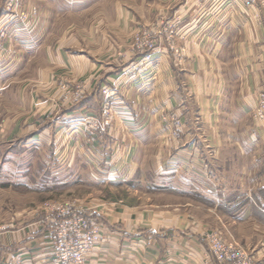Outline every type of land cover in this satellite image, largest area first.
<instances>
[{
    "label": "crops",
    "instance_id": "crops-1",
    "mask_svg": "<svg viewBox=\"0 0 264 264\" xmlns=\"http://www.w3.org/2000/svg\"><path fill=\"white\" fill-rule=\"evenodd\" d=\"M89 1L0 0L3 105H26V65L37 63L38 53L46 62L38 78L42 86L53 76L48 67L56 72L70 67L73 78L85 83L82 101L66 109V122L52 120L51 131L33 140L58 144L66 132L65 140L71 138L70 145L76 146L70 159L80 160L77 154H87L90 136L75 116L100 118L106 90L118 93L124 115L96 135V154H110L114 163L127 162L132 191L184 201L148 206L150 210L138 212L134 220L137 208L125 206L124 216L108 219L109 225L117 226L109 237L116 247L118 242L112 264H203L211 259L205 237L213 231H223L220 235L228 240L233 237L256 264H264V120L255 117L264 94V0H256L251 7L242 5L243 0H178L175 10L166 14L179 17L182 25L185 38L179 44L189 51L180 64L165 43L161 53L143 63L128 51L127 35L143 22L137 10L116 5L114 12L102 13L82 27L72 21L62 28L60 18L86 16ZM202 2L212 8L205 28L196 19V6ZM34 8L36 15H32ZM38 9L43 19L40 26ZM55 27L62 36L38 41L40 30L54 34ZM72 33L81 38L67 39ZM38 92L43 96L42 88ZM71 116L78 123H68ZM177 118L178 131L173 123ZM40 122L42 130L45 121ZM12 124L2 125L3 136L10 133ZM26 126L17 128L25 131L10 135L33 130ZM120 143L129 150L127 158L120 152ZM116 169L115 175L120 172ZM197 209L209 217L191 214ZM105 222L101 219L102 232L108 231ZM37 226L10 229L2 235L1 249L8 261L10 253L17 251L24 264H52L53 251L45 249L49 241L39 235ZM37 233L47 242L39 254L38 241L30 244ZM141 240L146 241L144 250ZM127 242L131 248L123 244ZM106 258L96 250L88 264H106Z\"/></svg>",
    "mask_w": 264,
    "mask_h": 264
},
{
    "label": "rangeland",
    "instance_id": "rangeland-1",
    "mask_svg": "<svg viewBox=\"0 0 264 264\" xmlns=\"http://www.w3.org/2000/svg\"><path fill=\"white\" fill-rule=\"evenodd\" d=\"M171 1L170 7L168 0H90L89 5L85 4L87 5L86 9H90L85 13L86 16L75 14L69 18V21L68 18H60L59 21L62 28L72 21L74 25L82 27L88 20L101 18L102 13L114 12L116 5L129 11L137 10L141 14L143 22H139L136 29L127 35L128 51L141 57V63H143L149 61L157 53H161L162 45L165 43L174 61L180 64V61L188 55L189 50L185 45L180 46L179 44L185 38L179 17H169L166 14L167 11L173 12L178 3V0ZM173 1L176 2L173 3ZM256 2V0H243L242 5L251 7ZM209 4L202 2L196 6L198 10L196 19L199 21V26H204L203 28L210 24L208 20L212 8L209 7ZM59 5L61 8V2ZM146 12L149 14L146 15ZM36 13L34 8L32 15H36ZM148 15L152 18H148ZM205 17L208 19L207 22H205ZM42 22L43 19L38 9V26ZM52 34V30L45 33L40 30L38 41L41 39L42 42L44 40L48 42L53 37L58 38L62 36V31L57 28V32ZM74 37L81 38L79 34L72 33L68 35L67 39ZM121 57L123 56L121 55ZM45 63L44 57L42 59L38 53L37 63L34 61L26 65L25 82L28 98L24 107L13 102L9 107H5L3 105L5 100L3 102L0 99V264H24L22 255L20 257L17 251L10 253L8 261L7 254L3 253L5 251L1 249V238L10 229H25L34 225H38L39 235L42 234L49 241V246L45 249L53 251L52 264H88L90 255L96 250L107 256L106 264H112L114 262L113 252L118 250V242L116 247L114 238L109 237L116 232L114 228L117 226L109 225L108 219L124 216V211L127 210L125 206L131 209L137 208L133 214L134 220L138 212L150 210L154 204L161 205L170 202L171 205H178L182 204L184 200L169 195L166 197L149 194L141 189L132 191L130 186L133 185V179H130L127 162L114 163L113 156L110 154H96L98 147L95 137L99 131L86 124L85 120L89 116H75L78 121L80 120L79 123L72 116L68 119L70 124L78 123L81 126V123H84L85 131L90 136L91 146L87 147V154H77L80 160L70 159L76 146L70 145L71 138L70 142L65 140L66 132L63 140L61 139L58 144H52L49 141L38 142V140L35 142L34 138L38 139V136L44 132L46 134L47 130L51 131L52 120L66 122L63 119L66 117V109L79 104L86 92L84 81L74 79L70 67L66 65L59 72H56L54 67H48L53 76L49 83H43L42 86L38 78L46 70ZM41 88L43 96L38 95V89ZM117 95L116 91L109 89L104 94V112L98 118L103 122L102 128L109 125L104 122L111 123L115 118L124 115L123 109L119 108L123 106L124 102L117 98ZM259 99L256 118H258L260 105L264 102V94ZM42 120L45 121L43 124L45 128L41 130L38 121L41 123ZM173 121L178 131L180 120L177 118ZM6 122L13 123L9 130L10 133L22 132L24 125H28L26 130L29 127L33 130L15 137L9 133L6 138L1 130L2 125ZM14 124L15 126L19 125L15 127ZM19 126L23 128L17 129ZM78 130L82 134V129ZM83 133L85 134L84 131ZM8 137H11L10 141L7 140ZM120 152L124 154V158L129 155V150L125 149L121 143ZM97 155L99 161L95 160ZM89 157L90 161H88ZM116 167V171L120 172L115 175L113 170ZM145 179L143 178V181H146ZM191 211V214L196 213L204 218L209 217L205 216L208 213L204 210ZM188 212L190 213V211ZM101 219L106 221L107 232H102L104 225L101 224ZM224 228L222 227L220 230ZM213 232L222 234L223 231ZM39 235L37 239L32 238L30 241V244L38 241V254L43 249L42 243H47L42 242ZM228 239L226 238L227 241L239 245L252 255L239 241L233 237ZM141 241L140 246L144 250L146 241ZM206 242L209 248V242L207 240ZM123 244L129 245L128 242ZM31 248L34 251V246L31 245ZM211 262H213V258L208 257L203 264H211ZM212 264H217V262Z\"/></svg>",
    "mask_w": 264,
    "mask_h": 264
},
{
    "label": "built area",
    "instance_id": "built-area-1",
    "mask_svg": "<svg viewBox=\"0 0 264 264\" xmlns=\"http://www.w3.org/2000/svg\"><path fill=\"white\" fill-rule=\"evenodd\" d=\"M257 119L264 120V102L260 105ZM85 122L90 128L96 131H100L103 126V122L95 117H87ZM104 124L108 125L110 123L109 121H106ZM179 129L180 125L178 124V130ZM205 238L209 242L210 256L213 258L211 264L214 262H217V264H256L252 255L242 249L239 245L227 241L219 233H208Z\"/></svg>",
    "mask_w": 264,
    "mask_h": 264
}]
</instances>
